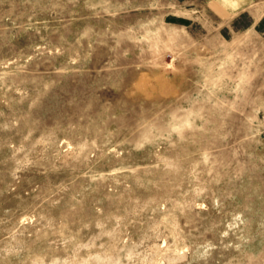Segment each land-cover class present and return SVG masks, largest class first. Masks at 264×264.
<instances>
[{"label":"rangeland","instance_id":"obj_1","mask_svg":"<svg viewBox=\"0 0 264 264\" xmlns=\"http://www.w3.org/2000/svg\"><path fill=\"white\" fill-rule=\"evenodd\" d=\"M221 2L0 0V264H264V0Z\"/></svg>","mask_w":264,"mask_h":264},{"label":"crops","instance_id":"obj_2","mask_svg":"<svg viewBox=\"0 0 264 264\" xmlns=\"http://www.w3.org/2000/svg\"><path fill=\"white\" fill-rule=\"evenodd\" d=\"M217 1L222 4V2H221L222 0H217ZM252 1L253 0H229L230 5H228V7L225 6V8L227 10L237 12V11L241 10L242 8H244L245 6L249 5ZM213 5H216V3H214Z\"/></svg>","mask_w":264,"mask_h":264}]
</instances>
